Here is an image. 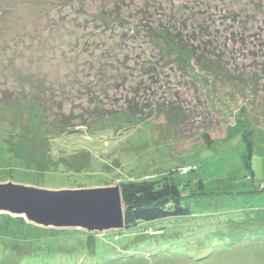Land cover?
<instances>
[{"label":"rangeland","instance_id":"374dc122","mask_svg":"<svg viewBox=\"0 0 264 264\" xmlns=\"http://www.w3.org/2000/svg\"><path fill=\"white\" fill-rule=\"evenodd\" d=\"M159 25L209 42L227 75L189 56L185 70L155 62L145 30ZM149 62L154 87L188 113L181 134L162 114L139 121L122 108L133 94L113 83L117 69L148 86ZM93 106L120 110L101 119ZM161 175L186 216L87 233L0 215V264H264V0H0V182ZM19 251L32 254L20 263Z\"/></svg>","mask_w":264,"mask_h":264},{"label":"trees","instance_id":"16d2710c","mask_svg":"<svg viewBox=\"0 0 264 264\" xmlns=\"http://www.w3.org/2000/svg\"><path fill=\"white\" fill-rule=\"evenodd\" d=\"M184 25V24H183ZM108 27L109 24L104 21L103 25ZM145 37L149 38L154 48L152 57H157L155 62H162L164 65H169L173 69L176 62L179 69H186L189 66V60L185 56L191 57L195 66L199 70L207 71L213 74L216 78L217 73L213 70L217 68L221 76L227 75L221 63V55L215 54L209 50V42H199L196 33H184V29H177L173 33L168 25H159L145 30ZM194 42L196 44H194ZM209 44V45H208ZM176 53V59H172L173 53ZM219 59V60H218ZM168 68V67H167ZM193 70V69H192ZM141 74L146 77L150 85L141 84L140 80H136L133 73L125 71L123 68L117 69V75L113 77L112 81L117 87L123 86L124 82L128 80L133 96L127 98L122 102L125 110L137 118L139 121H146L155 116L162 114L165 119V124L169 127L173 134H181L179 131L185 128L189 117L187 111L182 107L183 105L176 102L174 95L160 94L162 85H157L158 81L155 79L156 67H153L151 62L147 66H141ZM129 77L131 79H129ZM197 75L194 80L202 79ZM195 82V81H193ZM207 83V79L205 80ZM137 86V88H136ZM138 97V98H137ZM149 97H152L149 100ZM139 98L142 102H139ZM175 100V102H173ZM118 103V102H117ZM87 110V108L85 109ZM119 109H103L93 106L90 111L93 114L104 118L111 114L117 113ZM85 124V123H83ZM185 174V173H183ZM121 197L124 205V229L128 230L143 222H151L171 217L186 216L189 209L184 207L181 202V192L178 186L174 183L171 176L161 175L156 181H151L148 178H141L136 180H128L121 184ZM31 249V247H29ZM19 251L17 253V260L22 263L25 262L26 256L31 255ZM10 264H17L11 262Z\"/></svg>","mask_w":264,"mask_h":264},{"label":"water","instance_id":"95a60500","mask_svg":"<svg viewBox=\"0 0 264 264\" xmlns=\"http://www.w3.org/2000/svg\"><path fill=\"white\" fill-rule=\"evenodd\" d=\"M0 215L46 229H80L87 233L124 229L119 184L50 189L0 182Z\"/></svg>","mask_w":264,"mask_h":264},{"label":"built area","instance_id":"2783aa9c","mask_svg":"<svg viewBox=\"0 0 264 264\" xmlns=\"http://www.w3.org/2000/svg\"><path fill=\"white\" fill-rule=\"evenodd\" d=\"M186 172H187V170L183 171V173H186Z\"/></svg>","mask_w":264,"mask_h":264}]
</instances>
